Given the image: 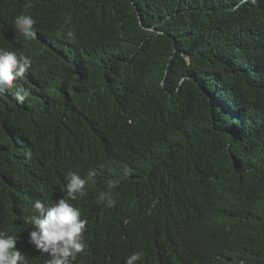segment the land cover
<instances>
[{
    "label": "trees",
    "instance_id": "1",
    "mask_svg": "<svg viewBox=\"0 0 264 264\" xmlns=\"http://www.w3.org/2000/svg\"><path fill=\"white\" fill-rule=\"evenodd\" d=\"M0 48L33 61L0 95V230L28 264L49 259L32 203L69 171L87 181L74 264H264V0H0Z\"/></svg>",
    "mask_w": 264,
    "mask_h": 264
},
{
    "label": "clouds",
    "instance_id": "2",
    "mask_svg": "<svg viewBox=\"0 0 264 264\" xmlns=\"http://www.w3.org/2000/svg\"><path fill=\"white\" fill-rule=\"evenodd\" d=\"M240 3H248V0H240ZM256 4L257 0H251ZM239 5L233 7L236 11ZM36 21L30 15L21 14L14 19L15 28L26 40H35L37 33L34 28ZM67 35L71 38L72 33ZM32 59L23 54L0 48V95H5L16 81L26 80L29 69L32 67ZM17 99L23 101L27 91L17 88ZM19 93H23L20 95ZM30 158L31 153L27 154ZM94 171L88 173L91 179ZM66 179V195L54 204L42 202L37 199L32 203L35 215L28 218V223L34 226L29 233V242L37 251L47 254L49 259L45 264H74L81 253H85L87 243V219L81 218L80 209L71 201L87 195L85 187L87 181L80 174L69 171ZM119 180H109L108 189L117 186ZM98 200L106 207H114L117 201L110 192H100ZM18 237L11 235L6 230H0V264H28V259L18 248ZM143 260L141 252H135L128 256L124 264H137Z\"/></svg>",
    "mask_w": 264,
    "mask_h": 264
}]
</instances>
